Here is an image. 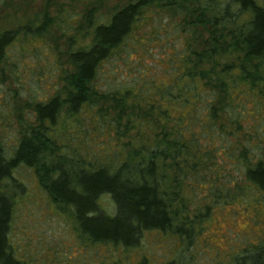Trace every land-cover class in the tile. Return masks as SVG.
<instances>
[{"label":"trees","instance_id":"16d2710c","mask_svg":"<svg viewBox=\"0 0 264 264\" xmlns=\"http://www.w3.org/2000/svg\"><path fill=\"white\" fill-rule=\"evenodd\" d=\"M105 1L67 0L69 9L0 26V83L24 86L21 69L44 59L55 83L48 97L14 98L12 155L0 121V264H22L10 240L22 165L95 243L132 246L153 230L188 236L198 192L213 194L229 164L264 202V0H127L109 15ZM164 38L167 78L132 72ZM119 61L125 78L145 81L116 86L121 70H105ZM25 111L35 124L23 123ZM249 257L264 264V245Z\"/></svg>","mask_w":264,"mask_h":264},{"label":"rangeland","instance_id":"374dc122","mask_svg":"<svg viewBox=\"0 0 264 264\" xmlns=\"http://www.w3.org/2000/svg\"><path fill=\"white\" fill-rule=\"evenodd\" d=\"M127 2L107 0L100 12L109 15L115 5ZM64 6L69 9L67 0H9L8 6L0 9V26L15 28L36 19L42 12L53 14ZM165 23L169 25L167 35H174L173 25L169 21ZM173 35L172 45L178 44ZM165 39L150 45L149 54L146 53L143 61L139 65L136 62L131 64L132 72L136 75L143 72L148 81L154 77L167 78L163 62L167 48ZM32 58L28 62L34 66L35 58ZM39 64L30 70L21 69L24 86L0 83V116L5 117L0 120L4 128L1 132L8 155L13 154L18 144L21 125L18 112L15 113L12 107L14 98L21 103L20 96L22 100L30 97L37 100L54 93L50 61L44 59ZM118 64L113 70H105L110 78L116 77L121 70L122 74L115 80L116 86L131 81L123 76L126 71L123 62ZM144 81L139 76L131 83L136 85ZM4 100L8 102L4 103ZM24 118L23 123L35 124L33 112L25 111ZM122 142L130 144L131 139L125 137ZM84 143L83 138L82 147ZM217 160L222 162L220 157ZM13 175L24 186L16 196L10 231L15 256L22 264H251L249 256L264 245V202L256 190L247 188L242 173L235 171L231 164L213 194L208 192V187L198 192V205L189 211L194 228L188 236L180 239L169 232L146 231L137 243L132 240L136 243L132 246L91 241L81 233L73 211L56 205L41 188L34 170L22 165ZM109 206L111 201L106 198L102 207L108 211Z\"/></svg>","mask_w":264,"mask_h":264}]
</instances>
